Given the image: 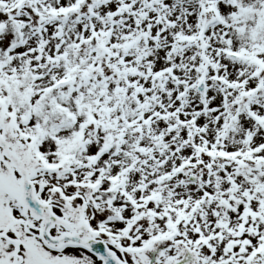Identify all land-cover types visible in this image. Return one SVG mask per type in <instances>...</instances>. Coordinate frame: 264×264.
Listing matches in <instances>:
<instances>
[{"label":"snow or ice","instance_id":"snow-or-ice-1","mask_svg":"<svg viewBox=\"0 0 264 264\" xmlns=\"http://www.w3.org/2000/svg\"><path fill=\"white\" fill-rule=\"evenodd\" d=\"M0 264H264V0H0Z\"/></svg>","mask_w":264,"mask_h":264}]
</instances>
